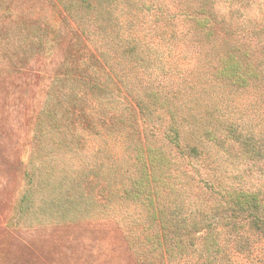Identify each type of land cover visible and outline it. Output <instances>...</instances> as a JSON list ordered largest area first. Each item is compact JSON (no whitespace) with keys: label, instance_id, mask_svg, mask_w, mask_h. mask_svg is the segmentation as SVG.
<instances>
[{"label":"rangeland","instance_id":"rangeland-1","mask_svg":"<svg viewBox=\"0 0 264 264\" xmlns=\"http://www.w3.org/2000/svg\"><path fill=\"white\" fill-rule=\"evenodd\" d=\"M201 10L215 45L188 20ZM233 50L257 75L245 88L215 77ZM90 51L114 62L112 96L82 74ZM150 92L186 115L183 145L224 125L247 142L228 133L216 166L166 151L174 216L134 187L138 147L170 145ZM125 98L144 102L138 119ZM215 169L264 200V0H0V264H264L260 248L235 255L224 235L210 250Z\"/></svg>","mask_w":264,"mask_h":264},{"label":"trees","instance_id":"trees-1","mask_svg":"<svg viewBox=\"0 0 264 264\" xmlns=\"http://www.w3.org/2000/svg\"><path fill=\"white\" fill-rule=\"evenodd\" d=\"M198 13L204 15V18L198 20L196 17ZM196 16L194 14L188 16L189 22L193 25L192 29L202 38L200 40L204 44L213 42L215 45L214 27L208 25L211 21L210 17L203 10L197 11ZM88 53L87 58H89L91 63L85 71L82 70L84 71L82 72L84 77L92 80V85L95 87V90L102 91L105 97H108L109 94L112 96L114 94V88H116V92L117 88L120 91L122 81H118L113 76L111 69L113 67L112 63L114 62L108 58L109 55L103 52L97 55L93 51ZM243 69H245V66L242 60L238 58L236 51L233 50L227 56H220L215 77L226 82L230 81L232 85L239 88H245L249 80L257 75L254 72L246 75ZM148 97L154 104H159L161 108H164L167 112L166 114L169 115V126L166 131L168 132V143L170 145L168 147L146 148L147 151L143 146L138 147L141 153L146 152L147 155L145 157V154H142L145 157V161L140 168L142 179L136 181L134 187L136 189V195L142 194L147 197L149 206L155 210L156 216L158 214L162 216H174L176 212L170 205L165 204L166 197L162 194L166 188L174 191L173 186L168 181L170 177H168L165 171H169L175 163L171 157H167L166 151L172 152L173 149H176L179 153H182L184 150L188 151L187 155L198 160L200 165H205V161L212 158L216 166L221 155L225 154L228 133L233 134L235 140L239 143L246 145L247 142L243 141L242 134L238 133L237 129L224 125L221 130L203 129L197 133L200 137L196 138V143L188 146L183 145L181 142L183 139L182 134L186 133V115L182 116V113L179 114V108L177 106L175 107L173 105L174 103L162 101L155 92H150ZM111 98L109 97L108 99ZM125 100L127 107H130L132 116L138 119L139 112L137 108L142 113L145 108L144 102L139 98L135 104L129 98H125ZM109 101L111 103L119 102L117 100L113 101L112 99ZM197 119H199V116L193 111L189 117L191 124ZM212 172L213 174H210L208 183L210 186H208V189L210 196L215 202L213 208L215 215L213 223H210L208 227L210 234L207 241L210 244V250L214 249L216 254L222 251L221 240L224 235V239L226 240L223 239L226 242L225 245L233 254L240 255V253L242 254L244 252H255V250L260 248L261 252L259 254L264 263V200L261 194L258 191H250L239 185L227 183L222 172L220 174H218L217 170ZM200 182L202 183L203 179ZM159 228L166 231L170 229L168 221L167 223L163 221Z\"/></svg>","mask_w":264,"mask_h":264}]
</instances>
